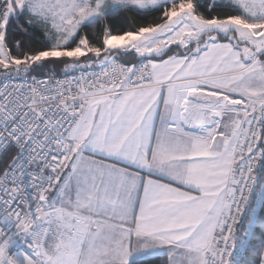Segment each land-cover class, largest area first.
I'll return each instance as SVG.
<instances>
[{
  "label": "snow or ice",
  "instance_id": "6c2138e0",
  "mask_svg": "<svg viewBox=\"0 0 264 264\" xmlns=\"http://www.w3.org/2000/svg\"><path fill=\"white\" fill-rule=\"evenodd\" d=\"M157 261L264 264V0H0V264Z\"/></svg>",
  "mask_w": 264,
  "mask_h": 264
},
{
  "label": "trees",
  "instance_id": "16d2710c",
  "mask_svg": "<svg viewBox=\"0 0 264 264\" xmlns=\"http://www.w3.org/2000/svg\"><path fill=\"white\" fill-rule=\"evenodd\" d=\"M152 259H155V258H152ZM157 264H159V262L157 261Z\"/></svg>",
  "mask_w": 264,
  "mask_h": 264
}]
</instances>
